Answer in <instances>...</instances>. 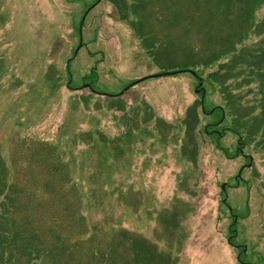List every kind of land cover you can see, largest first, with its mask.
I'll list each match as a JSON object with an SVG mask.
<instances>
[{
	"label": "rangeland",
	"instance_id": "1",
	"mask_svg": "<svg viewBox=\"0 0 264 264\" xmlns=\"http://www.w3.org/2000/svg\"><path fill=\"white\" fill-rule=\"evenodd\" d=\"M0 186L54 264H264V0H0Z\"/></svg>",
	"mask_w": 264,
	"mask_h": 264
},
{
	"label": "trees",
	"instance_id": "2",
	"mask_svg": "<svg viewBox=\"0 0 264 264\" xmlns=\"http://www.w3.org/2000/svg\"><path fill=\"white\" fill-rule=\"evenodd\" d=\"M184 71H187V70H184ZM183 71V72H184ZM95 72V71H94ZM180 72H182V71H180V70H178L176 73H180ZM94 76H96V75H94ZM89 77L87 76L85 79H88ZM232 130L234 131V133H236L237 135H242V133H241V131H239L238 130V128H232ZM242 139V138H241ZM240 139V140H241ZM248 143H251V139L250 138H248L247 137V139L246 138H243V142H242V145L243 144H248ZM241 150H242V148L240 147V153H241ZM238 155V154H237ZM238 183H240V181H238ZM6 186H0V192L1 191H3L4 190V188H5ZM3 197V195H1V193H0V199ZM14 197V196H13ZM222 206V205H221ZM8 211V212H7ZM5 212H7V214H8V217H4V216H2V214H4ZM12 212H14V213H16L17 212V208H16V205H15V200H14V198L12 199V201L10 200V205H9V208H3V211H2V214L0 215V221L3 223V224H5V223H7L8 222V219H10V218H13V220H16L17 219V215L16 216H14L13 214H12ZM228 213L230 214V216H231V225H229V227H228V229H227V232H226V235L228 236V237H230V241L232 242V238H234V236H231V234H233L234 233V235H235V237H237L238 236V230H236V228H237V218H238V215L235 213V208L233 207L231 210H229L228 209ZM248 214H246L244 217H242V218H245L246 216H247ZM240 217V216H239ZM240 234V233H239ZM24 235V234H23ZM237 235V236H236ZM236 241V240H235ZM32 243H34V242H32V240H27V241H23L22 240V235L20 234V237L18 238L17 237V235L12 239V240H10L9 241V243L7 244V245H0V252H3L2 254L4 255L5 254V256L6 257H8V256H11L10 257V260H11V262L12 263H8V264H17V263H14L13 262V258L14 257H17V258H19V259H21V261H23L24 260V258L28 255V259H27V261L25 262V263H22V264H35V261L37 260V255H41L42 257H43V261H45V260H48V263L50 262L51 264H54V256H53V250H49V251H44V250H42L41 248H39V247H37V246H35L34 245V247H35V249H36V251L34 252L33 251V249L31 250V244ZM24 244H26L28 247H29V251H28V253H27V255L26 256H22L21 255V249H22V247H23V245ZM238 244H241V242H239ZM10 245H15L14 247H15V252H18V254L16 255V254H10V253H8L6 250H8V251H10L9 250V248H10ZM6 249V250H5ZM113 249H110L108 252H106V253H104L103 254V256H101V258H100V264H106V262H104L105 260H106V258H105V255L106 254H109L111 251H112ZM8 253V254H7ZM102 258H105L104 260H102ZM41 260V259H40ZM3 264H7L6 262H3ZM239 264H240V262H239Z\"/></svg>",
	"mask_w": 264,
	"mask_h": 264
},
{
	"label": "water",
	"instance_id": "3",
	"mask_svg": "<svg viewBox=\"0 0 264 264\" xmlns=\"http://www.w3.org/2000/svg\"><path fill=\"white\" fill-rule=\"evenodd\" d=\"M174 72L173 71H166V72H163V73H160V74H156V75H152L150 77H156V76H163V75H170V74H173ZM193 74H195V72H192ZM144 79L146 78H142V79H139L135 82L132 83L133 84H136V83H139L140 81H143Z\"/></svg>",
	"mask_w": 264,
	"mask_h": 264
},
{
	"label": "flooded vegetation",
	"instance_id": "4",
	"mask_svg": "<svg viewBox=\"0 0 264 264\" xmlns=\"http://www.w3.org/2000/svg\"><path fill=\"white\" fill-rule=\"evenodd\" d=\"M200 83H201V82H200ZM201 86H202V85H201ZM241 154L244 155V156H247V155H245V154L243 153V149L241 150ZM244 167H245V166L242 167V170H243ZM231 236H232V234H231ZM228 242H230L233 246H235L237 249H239L240 244H234V243H232V242L230 241V239H228ZM242 245H243V244H242Z\"/></svg>",
	"mask_w": 264,
	"mask_h": 264
}]
</instances>
